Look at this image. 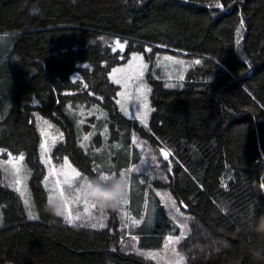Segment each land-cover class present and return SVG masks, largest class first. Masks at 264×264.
I'll return each instance as SVG.
<instances>
[{
  "label": "trees",
  "instance_id": "obj_1",
  "mask_svg": "<svg viewBox=\"0 0 264 264\" xmlns=\"http://www.w3.org/2000/svg\"><path fill=\"white\" fill-rule=\"evenodd\" d=\"M133 54L199 61L181 89L149 78V130L120 113L110 80ZM34 113L64 134L55 162L87 181L101 169L129 175L138 223L126 230L107 192L106 221L56 214ZM135 137L175 161L132 171L143 165ZM0 150V161L26 158L37 213L30 220L2 187L0 164V264H154L121 240L155 253L183 235L160 192L193 219L179 245L185 264H264V0H0Z\"/></svg>",
  "mask_w": 264,
  "mask_h": 264
},
{
  "label": "rangeland",
  "instance_id": "obj_2",
  "mask_svg": "<svg viewBox=\"0 0 264 264\" xmlns=\"http://www.w3.org/2000/svg\"><path fill=\"white\" fill-rule=\"evenodd\" d=\"M121 51L123 50L120 49ZM122 54V53H121ZM134 56L139 59H134ZM196 60L183 56H171V55H154L150 61H146L145 57L140 54H133L129 57L126 63L115 68L111 75V82L119 88L117 97V104L120 113L130 120H136L140 122L146 129L149 130L151 116L153 113L150 96L151 88L148 84L149 78L156 81H162L169 89H181L187 73L191 68L196 65ZM34 121L41 133L43 144L41 146L40 161L45 168V177L43 180V186L48 196L54 197L53 203H60L59 211L63 213L59 217L65 219L69 208L65 207L64 203L60 202L58 192H53L56 179H60L63 184L64 191L68 197V204L73 216L79 214L80 219L75 220L72 225L86 224L94 221H103L104 219V206L101 207L99 203L93 202L92 199L86 198L82 195V184L87 181L83 175L68 161L67 159L57 163L53 160V149L64 143V134L58 126L50 121L42 118L38 113L33 114ZM134 143L142 153L143 165L139 168H135L132 171L139 172L143 169V166L149 163H155L161 166L160 161L163 162V153L169 152L167 166H171L175 161L173 158V152L170 150H162L155 152L145 141L134 138ZM85 144L82 142L80 146L84 149ZM3 151L0 150V155ZM21 157V156H20ZM9 157L7 160H1L2 170V187L17 193L22 201V204L26 210V214L36 217V207L32 197L30 188L31 171L27 166L26 158ZM171 157V158H170ZM67 161V164L65 163ZM164 164V163H162ZM71 165V169H75L80 173V176L74 177L71 169L68 167ZM165 165V164H164ZM59 173V176L56 174ZM65 173H67V183H65ZM129 178V175H126ZM47 177V180L45 179ZM17 180L20 183H17ZM69 184L71 187H69ZM129 190L130 186L127 182V203L125 204L121 200L122 216L124 219V226L126 230L131 227L132 219L129 214ZM103 199V193H98ZM73 197L78 199L73 200ZM160 200L166 205L170 211L172 217L181 226L183 235L178 238H173L171 241L167 239L166 244L162 251L155 253H141L137 248V240L126 234L121 240V244L128 247L131 251L134 250L135 254H142L146 259L151 260L154 264H185V257L179 252V245L182 243V239L185 237L193 223V219L184 214L177 202L174 200L171 194L168 192L159 193ZM53 203H49L53 207ZM95 203L96 207L91 205ZM87 204V212L85 207ZM56 208V207H55ZM57 209V208H56ZM1 213V209H0ZM30 219V220H36ZM106 221V220H105Z\"/></svg>",
  "mask_w": 264,
  "mask_h": 264
},
{
  "label": "clouds",
  "instance_id": "obj_3",
  "mask_svg": "<svg viewBox=\"0 0 264 264\" xmlns=\"http://www.w3.org/2000/svg\"><path fill=\"white\" fill-rule=\"evenodd\" d=\"M82 195L90 198L95 203H99L103 207L106 203L104 199L98 194L100 192H107L111 194V199L108 203H118L127 195V176L126 173L116 178H109L107 183L102 184L98 180L85 181L81 186ZM57 203H53L55 208ZM258 228L264 229V217H261V224Z\"/></svg>",
  "mask_w": 264,
  "mask_h": 264
},
{
  "label": "snow or ice",
  "instance_id": "obj_4",
  "mask_svg": "<svg viewBox=\"0 0 264 264\" xmlns=\"http://www.w3.org/2000/svg\"><path fill=\"white\" fill-rule=\"evenodd\" d=\"M117 44H118V47H121V48L123 47V45H120L119 42H117ZM134 59H139V57L134 56ZM197 63H199V61H197ZM163 155H164L165 159H167L168 156L170 155V153L169 152H164ZM20 159L22 160L23 159V156H21ZM65 163L67 164V161H65ZM68 167L71 169V165H68ZM71 172L73 174V178L74 177H77V176H80V173L77 172L75 169H71ZM122 174H125V172H123V171H121L119 173H117L115 171L105 172L104 170L101 169V170H98L97 171L96 180H98L102 184H104V183H107L108 182L109 178H116V177L121 176ZM56 175L59 176V173H57ZM64 175L66 177L65 183H67V173H65ZM45 179L47 180V177ZM17 183H20V181L17 180ZM69 187H71L70 184H69ZM52 191L53 192H58V195H59V198H60V202L61 203H64L65 207H68L69 208L68 213H67V215L65 217L66 221L68 223H73L75 220L80 219L79 214H77L75 216L72 215L71 210H70V205L68 204V197L65 194L64 187H63V184L60 181V179H56V181H55V187H54V189ZM77 191H81V189H78ZM53 199H54V197L50 195V197H49V203L50 204L53 203ZM72 199L73 200H76L78 198L77 197H73ZM122 200L124 201L125 204L127 203L126 197L123 198ZM91 206L94 208V207H96V204L93 203ZM56 208H57L56 214L57 215H62L63 213H61L59 211L60 203H57ZM87 210L88 209H87V204H86L85 211L87 212ZM35 218L36 217L32 216L31 214L29 215V219H35ZM133 223H138V221H133ZM95 226L96 225L93 224V227H95ZM100 226L103 227V224L100 223ZM133 239H135V238H133ZM168 239L171 241L173 238L172 237H169ZM177 264H179V262H177Z\"/></svg>",
  "mask_w": 264,
  "mask_h": 264
}]
</instances>
